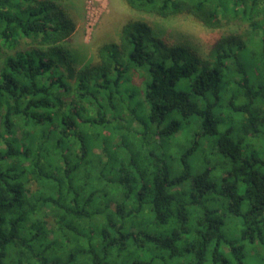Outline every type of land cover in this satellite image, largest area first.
Returning a JSON list of instances; mask_svg holds the SVG:
<instances>
[{
  "label": "trees",
  "instance_id": "trees-1",
  "mask_svg": "<svg viewBox=\"0 0 264 264\" xmlns=\"http://www.w3.org/2000/svg\"><path fill=\"white\" fill-rule=\"evenodd\" d=\"M62 1L0 0V264H264V0H123L238 29L130 20L80 69Z\"/></svg>",
  "mask_w": 264,
  "mask_h": 264
},
{
  "label": "rangeland",
  "instance_id": "rangeland-1",
  "mask_svg": "<svg viewBox=\"0 0 264 264\" xmlns=\"http://www.w3.org/2000/svg\"><path fill=\"white\" fill-rule=\"evenodd\" d=\"M60 5L75 23L72 36L63 46L70 52L77 69L94 61L97 46L118 42L122 26L130 20H143L157 38L170 45L186 47L201 57L207 55L218 37L238 29L234 24L206 28L188 16L161 19L141 14L130 9L123 0H64ZM133 82L137 83L138 79L133 78ZM192 131L181 128L175 136L177 141L173 142L172 137L165 140L168 151L178 152L186 146Z\"/></svg>",
  "mask_w": 264,
  "mask_h": 264
}]
</instances>
